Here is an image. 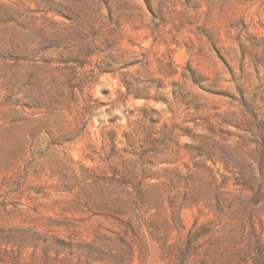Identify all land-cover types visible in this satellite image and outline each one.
Here are the masks:
<instances>
[{
  "label": "rangeland",
  "instance_id": "rangeland-1",
  "mask_svg": "<svg viewBox=\"0 0 264 264\" xmlns=\"http://www.w3.org/2000/svg\"><path fill=\"white\" fill-rule=\"evenodd\" d=\"M0 264H264V0H0Z\"/></svg>",
  "mask_w": 264,
  "mask_h": 264
}]
</instances>
